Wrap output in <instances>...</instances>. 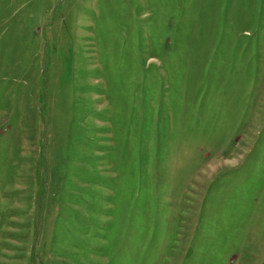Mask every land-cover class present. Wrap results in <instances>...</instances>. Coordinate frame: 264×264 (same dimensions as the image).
Wrapping results in <instances>:
<instances>
[{
	"label": "rangeland",
	"instance_id": "374dc122",
	"mask_svg": "<svg viewBox=\"0 0 264 264\" xmlns=\"http://www.w3.org/2000/svg\"><path fill=\"white\" fill-rule=\"evenodd\" d=\"M0 264H264V0H0Z\"/></svg>",
	"mask_w": 264,
	"mask_h": 264
}]
</instances>
